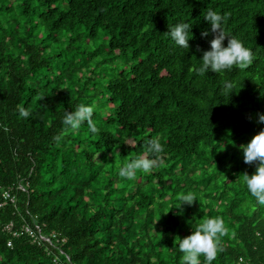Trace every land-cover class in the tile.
<instances>
[{"label":"trees","instance_id":"obj_1","mask_svg":"<svg viewBox=\"0 0 264 264\" xmlns=\"http://www.w3.org/2000/svg\"><path fill=\"white\" fill-rule=\"evenodd\" d=\"M209 9L252 50L247 69L196 73L216 36ZM184 22L189 49L167 33ZM80 104L97 133L65 131ZM260 114L264 0H0V264H180L179 239L216 216L229 231L213 264H264V206L242 179L257 164L241 149ZM138 156L153 171L121 178ZM189 191L200 202L175 208ZM27 224L39 242L8 229Z\"/></svg>","mask_w":264,"mask_h":264},{"label":"clouds","instance_id":"obj_2","mask_svg":"<svg viewBox=\"0 0 264 264\" xmlns=\"http://www.w3.org/2000/svg\"><path fill=\"white\" fill-rule=\"evenodd\" d=\"M204 19L209 22L211 32L216 33V36L210 42V50L204 51L202 58L199 59L200 65L196 68V73L204 76L209 71L222 74L233 68L247 69L253 63V52L242 41L225 33L222 24L226 23L227 15L222 16L217 11L209 9L204 15ZM192 27L193 25L188 22L179 23L169 27L167 33L176 45L189 49V41L192 38L189 33H192ZM208 34L207 31L203 33L204 36ZM227 37H230V39L227 46H225L224 41ZM232 89L233 85L229 82L225 85L224 91L229 95L234 91ZM19 112L23 117L29 116V112L24 108H20ZM93 117V106L80 104L74 111L65 112L62 124L65 131L76 132L82 124L86 123L89 131L95 134L98 132V128ZM259 122L264 123V114L259 115ZM53 139L59 142L61 136L57 135ZM241 149L245 163L257 164L254 174L243 175V183L256 202L264 206V131L255 135L250 143L242 145ZM147 151L153 157H161L166 153V146L158 138H152L148 141ZM155 164L156 159L154 158L138 156L131 161H126L119 168L118 175L131 181L135 179L138 172L150 174ZM196 201H199V198L195 193L191 191L180 193L178 195V206L174 207L181 208L184 204L192 205ZM228 231L224 219L219 216L206 218L202 222L195 223L193 233L179 239L178 250L182 254L180 264H213L218 254L225 251L223 238L228 235Z\"/></svg>","mask_w":264,"mask_h":264},{"label":"built area","instance_id":"obj_3","mask_svg":"<svg viewBox=\"0 0 264 264\" xmlns=\"http://www.w3.org/2000/svg\"><path fill=\"white\" fill-rule=\"evenodd\" d=\"M3 197L5 199H7V200L9 199L12 203H14L16 201L15 197L12 196L9 191H5L3 193ZM5 202H6V200L1 202L0 205H3ZM11 227H12V225L8 226V229L12 232V234L14 236H18L19 234L26 233L29 236H31L34 241L39 242V239H42L39 235L36 234L35 230L28 224L27 225H23L22 228L19 231L18 230H11ZM52 236L56 237V233L53 232ZM65 240H66L65 238H62V241H65ZM57 241H59V239ZM9 245H11V242H9Z\"/></svg>","mask_w":264,"mask_h":264},{"label":"rangeland","instance_id":"obj_4","mask_svg":"<svg viewBox=\"0 0 264 264\" xmlns=\"http://www.w3.org/2000/svg\"><path fill=\"white\" fill-rule=\"evenodd\" d=\"M129 142H130L131 144H133V145L135 144V142H134L133 140H130Z\"/></svg>","mask_w":264,"mask_h":264}]
</instances>
